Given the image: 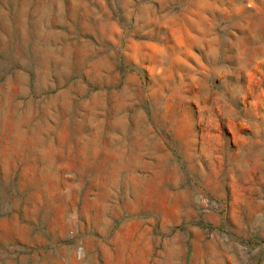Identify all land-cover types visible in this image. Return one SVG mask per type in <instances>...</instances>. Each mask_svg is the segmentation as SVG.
I'll return each mask as SVG.
<instances>
[{
	"label": "rangeland",
	"instance_id": "rangeland-1",
	"mask_svg": "<svg viewBox=\"0 0 264 264\" xmlns=\"http://www.w3.org/2000/svg\"><path fill=\"white\" fill-rule=\"evenodd\" d=\"M50 253L264 264V0H0V264Z\"/></svg>",
	"mask_w": 264,
	"mask_h": 264
},
{
	"label": "bare ground",
	"instance_id": "bare-ground-1",
	"mask_svg": "<svg viewBox=\"0 0 264 264\" xmlns=\"http://www.w3.org/2000/svg\"><path fill=\"white\" fill-rule=\"evenodd\" d=\"M15 224V225H14ZM13 224V226H17L16 222ZM12 226V225H11ZM11 230V229H10ZM13 230V229H12ZM31 229L30 228H27V231L29 232ZM14 232V231H13ZM26 232V231H25ZM12 237V236H11ZM14 242V241H13ZM86 256V254L84 255V257ZM60 254L57 253V254H53V253H50L49 255H46L45 258L48 259L49 263L52 262V264H71L70 262H68L67 260H63L62 258H60ZM86 259L84 261H86L87 263L86 264H94L95 263V260L93 259V257H85ZM77 259V258H76ZM84 259V258H82ZM70 260H73V259H70ZM77 261V260H76ZM77 263V262H76ZM82 264V263H81Z\"/></svg>",
	"mask_w": 264,
	"mask_h": 264
}]
</instances>
